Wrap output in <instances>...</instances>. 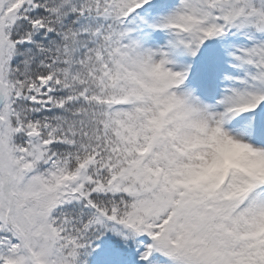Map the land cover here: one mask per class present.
<instances>
[{
    "label": "snow or ice",
    "instance_id": "1",
    "mask_svg": "<svg viewBox=\"0 0 264 264\" xmlns=\"http://www.w3.org/2000/svg\"><path fill=\"white\" fill-rule=\"evenodd\" d=\"M0 264H264V0H0Z\"/></svg>",
    "mask_w": 264,
    "mask_h": 264
}]
</instances>
